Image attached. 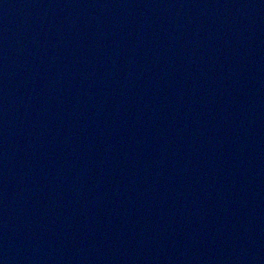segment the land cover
I'll list each match as a JSON object with an SVG mask.
<instances>
[{
    "label": "water",
    "instance_id": "water-1",
    "mask_svg": "<svg viewBox=\"0 0 264 264\" xmlns=\"http://www.w3.org/2000/svg\"><path fill=\"white\" fill-rule=\"evenodd\" d=\"M0 264H264V0H0Z\"/></svg>",
    "mask_w": 264,
    "mask_h": 264
}]
</instances>
